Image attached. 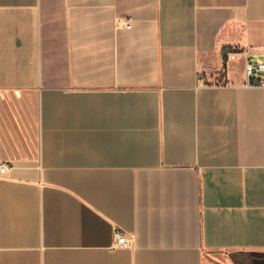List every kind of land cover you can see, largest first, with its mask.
Instances as JSON below:
<instances>
[{"label": "crops", "instance_id": "crops-1", "mask_svg": "<svg viewBox=\"0 0 264 264\" xmlns=\"http://www.w3.org/2000/svg\"><path fill=\"white\" fill-rule=\"evenodd\" d=\"M261 58L264 0H0V264H264Z\"/></svg>", "mask_w": 264, "mask_h": 264}, {"label": "built area", "instance_id": "built-area-1", "mask_svg": "<svg viewBox=\"0 0 264 264\" xmlns=\"http://www.w3.org/2000/svg\"><path fill=\"white\" fill-rule=\"evenodd\" d=\"M119 26L125 27V28H129L130 27V22L126 19H122L119 20ZM238 54V52L232 51V53H230V58H235L236 55ZM244 70L246 73V76L248 79H251L253 77V75H255L256 72H262L264 71V62L261 61H252V60H248L245 63L244 66ZM197 78L201 79V73L197 74ZM260 84H262V82H259ZM8 169V166L5 163H0V174H4L6 172V170ZM115 246H124L126 245L127 241H126V237L120 233V232H115Z\"/></svg>", "mask_w": 264, "mask_h": 264}, {"label": "rangeland", "instance_id": "rangeland-1", "mask_svg": "<svg viewBox=\"0 0 264 264\" xmlns=\"http://www.w3.org/2000/svg\"><path fill=\"white\" fill-rule=\"evenodd\" d=\"M260 60L264 62V58H261ZM256 62H258V61H256ZM255 74L258 76L264 75V71L256 72ZM229 254L230 253H227V252H220V253H216L215 257H213V258H211V256L206 257L205 260H206V262H214V264H226L225 259L228 258Z\"/></svg>", "mask_w": 264, "mask_h": 264}, {"label": "trees", "instance_id": "trees-1", "mask_svg": "<svg viewBox=\"0 0 264 264\" xmlns=\"http://www.w3.org/2000/svg\"><path fill=\"white\" fill-rule=\"evenodd\" d=\"M231 50H233L232 49V47H226V46H224L223 48H222V53H223V55L225 56L228 52H230Z\"/></svg>", "mask_w": 264, "mask_h": 264}]
</instances>
